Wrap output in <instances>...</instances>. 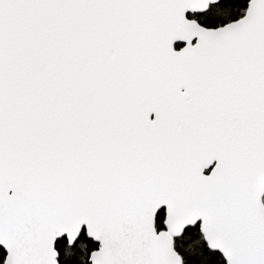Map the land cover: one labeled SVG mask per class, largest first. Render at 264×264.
Masks as SVG:
<instances>
[{
  "label": "snow or ice",
  "instance_id": "snow-or-ice-1",
  "mask_svg": "<svg viewBox=\"0 0 264 264\" xmlns=\"http://www.w3.org/2000/svg\"><path fill=\"white\" fill-rule=\"evenodd\" d=\"M0 264H264V0H0Z\"/></svg>",
  "mask_w": 264,
  "mask_h": 264
}]
</instances>
